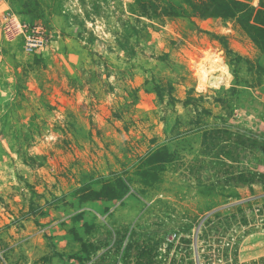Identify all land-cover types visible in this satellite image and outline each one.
Segmentation results:
<instances>
[{
    "label": "rangeland",
    "instance_id": "374dc122",
    "mask_svg": "<svg viewBox=\"0 0 264 264\" xmlns=\"http://www.w3.org/2000/svg\"><path fill=\"white\" fill-rule=\"evenodd\" d=\"M152 2L148 16L135 0H6L4 8L47 26L54 42L32 55L17 42L0 44V264H264L245 245L264 230V178L174 166L224 162L264 173V54L237 19L190 22ZM153 76L180 79L172 106L158 107L146 82ZM192 86L202 98L187 108ZM77 116L94 126L93 142L64 151L62 132ZM195 121L232 133L208 141L186 128ZM241 135L255 145L254 161ZM132 145L134 158H161L43 205L120 170ZM159 167L123 197L88 196Z\"/></svg>",
    "mask_w": 264,
    "mask_h": 264
},
{
    "label": "trees",
    "instance_id": "16d2710c",
    "mask_svg": "<svg viewBox=\"0 0 264 264\" xmlns=\"http://www.w3.org/2000/svg\"><path fill=\"white\" fill-rule=\"evenodd\" d=\"M160 1L159 9L161 12L166 15L170 16V18H179L183 20H187L192 22L193 19L200 18V19H206V18H222L224 20L226 19H237L241 28L249 35V37L254 41V43L261 49V51L264 54V0H260L258 6H254L250 0H158ZM137 10L141 13H144L145 15L148 14V16H151L152 13H156V8L158 5L155 6V4L152 2V0H135ZM152 9V12H147L148 9ZM158 11V10H157ZM22 18V17H21ZM23 19V18H22ZM226 45V43H224ZM227 46V45H226ZM166 76L163 77H156L153 76L151 80H146L147 83H152V91H154L158 107L166 106L167 104H170L172 106V103L176 100L175 97L177 95V84L179 83L178 78L170 76V78H167V82L165 83ZM163 83L167 84L165 87ZM126 93L129 97L132 99V92L130 90H126ZM186 97L183 102L184 107H190L192 104V100H195V98H202V94L196 92L195 87L192 86L190 90L186 92ZM126 100V99H125ZM132 101V100H131ZM169 107V106H168ZM72 116L74 115L71 111ZM67 116V114H66ZM79 116H77L76 123H66L64 130L62 132V138L60 139V142L62 143L61 148L65 151L67 149H70L72 147V143H75L77 146L83 148L84 143L86 142H93V127L90 126L89 128L85 124L79 123ZM75 127V128H74ZM196 128V130L204 131L202 134L206 137V139H213V137L210 134L213 133H227L231 134L228 129L219 128V129H209V126L204 124L202 121H195L192 122V124L189 123V125L186 126V128ZM207 139V140H208ZM238 140L240 146H242L245 153L247 154L245 156V159H248L250 161H254V156H251L248 151H251L252 148L254 149V144H249L250 140L244 135H241ZM86 141V142H84ZM143 142V140L137 141V142ZM151 143H156L158 140L155 137H152L149 139ZM209 141V140H208ZM159 148V147H158ZM135 151V147L128 146V151L125 153V158L127 163L121 167L120 170L117 171H110V172H102L101 174H98V176L92 177L90 180L82 182L81 186H78L77 188H71L67 191H63L60 194H50L46 196L44 199L43 205L49 204L51 202L63 199L65 197L72 196L81 190L101 182L103 179L108 178L112 176L114 173L118 171H127L132 167L144 165L150 162H153L157 159H160L161 156L151 157V153L148 154H142L141 157L137 156V158H134L131 156V154ZM210 154H225L227 152H208ZM235 155V154H232ZM144 156V157H143ZM164 157V156H163ZM239 157V156H236ZM258 159V158H257ZM260 161V160H258ZM261 163L264 164V161ZM173 166V165H172ZM176 167H195V166H203V167H213V168H222L229 171H242L246 172L248 174H251L255 178H264V173L259 172L256 170H252L250 168L244 167L240 164H231V163H224V162H207V161H193L189 163H178L174 164ZM167 168V167H166ZM161 169H164L163 167L154 168L150 170L143 171L139 174H135L131 176L127 180H123L117 183L110 184L108 186H105L91 194L90 195H100L105 194L108 191H114L115 196L114 198L123 197L126 194H128L133 188H135V179L137 177H145L152 174V172L159 171ZM81 170V169H80ZM70 171V170H69ZM70 173V172H69ZM76 176L82 175L81 172L78 170L75 173ZM114 179H109L107 181H104L101 185H106L110 181ZM125 179V178H124ZM252 181V180H251ZM100 185V186H101ZM147 186V184L145 183ZM145 188V186H143ZM143 188H140L143 190ZM208 210V208L206 209ZM205 210V211H206ZM135 233V232H133ZM132 246V241L129 242L127 250L124 254V260L127 259V253L130 250ZM264 260L263 258L257 259L256 261Z\"/></svg>",
    "mask_w": 264,
    "mask_h": 264
},
{
    "label": "built area",
    "instance_id": "2783aa9c",
    "mask_svg": "<svg viewBox=\"0 0 264 264\" xmlns=\"http://www.w3.org/2000/svg\"><path fill=\"white\" fill-rule=\"evenodd\" d=\"M6 0H0V44H20L22 51L32 55L50 48L54 39L51 31L41 22L22 19L10 7L4 8ZM249 259L264 257V230L250 233L245 238Z\"/></svg>",
    "mask_w": 264,
    "mask_h": 264
}]
</instances>
